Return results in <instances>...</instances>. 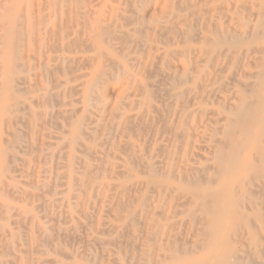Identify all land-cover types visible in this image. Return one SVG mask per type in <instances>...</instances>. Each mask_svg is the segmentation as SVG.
Listing matches in <instances>:
<instances>
[{
	"label": "rangeland",
	"instance_id": "1",
	"mask_svg": "<svg viewBox=\"0 0 264 264\" xmlns=\"http://www.w3.org/2000/svg\"><path fill=\"white\" fill-rule=\"evenodd\" d=\"M257 2L0 0V93L13 80L0 98L13 105L0 111V264L207 261L192 248L202 214L188 200L211 188L210 119L227 114L207 91L225 98L264 80V31L247 9ZM217 29L236 37L216 45ZM247 179L243 225L263 245L264 187Z\"/></svg>",
	"mask_w": 264,
	"mask_h": 264
},
{
	"label": "bare ground",
	"instance_id": "2",
	"mask_svg": "<svg viewBox=\"0 0 264 264\" xmlns=\"http://www.w3.org/2000/svg\"><path fill=\"white\" fill-rule=\"evenodd\" d=\"M225 4H227V3H225ZM250 6L252 8L250 19L254 21V24H255L254 27L257 28L256 26H258V27L262 28V31H264V0H258V2L256 4L249 5L247 7L248 10H249ZM166 8H168V7H166ZM166 14L167 13H165V15ZM117 17H118V15H117ZM147 20H146V22H147ZM99 26H100V24H99ZM254 27H252V28H254ZM142 30L143 29L140 28L139 32H142ZM16 31H18V30L16 29ZM217 31L219 32L217 37H219L220 41L222 40V42L219 41L216 45H221V46L225 45L226 40L224 41V37H223L224 35H225V37H229V38L236 37L235 35H232V33H229V32L223 33L221 31H219L218 29H217ZM217 31H216V33H217ZM259 31H261V30H259ZM14 32H15V29H14ZM13 33H12V35H13ZM260 33H263V32H260ZM247 34H249V33H247ZM15 35L17 36V32H15ZM256 35H261V34H258V32H257L256 34H254V36H256ZM16 36H15V38H16ZM13 39H14V37H13ZM253 39L255 40L256 38H253ZM210 40H212V39H210ZM210 40H206V41H209V43H210ZM9 42H10V44H9L8 50L10 49V53H9L8 58H7V55L5 57V58H7L6 70L8 72L11 69V64H13L12 63L13 56H15L13 54V50H14V48L17 47V46H15L16 44L14 43V42L17 43V41H13L11 39L7 42V44ZM209 43L207 45H209ZM212 43H213V40H212ZM232 44H234V43H232ZM232 44H230V45H232ZM235 46H237V45H235ZM6 47L7 46H5V48ZM260 48H262V47H259L258 50H260ZM223 49H222L223 51L218 52L219 56L223 57L224 59L228 58L229 55H231V54L229 53L228 49H226V48H223ZM209 51H212V50L210 49ZM246 52H248V50L243 52L244 55H246ZM263 52H264V50H263ZM205 55L208 56V53H206ZM236 61H237V59H236ZM93 63H94V61H93ZM260 65H262V63ZM108 66H109V64H108ZM14 68H15V66H14ZM261 69H262V71L261 70L259 71V73L261 72L260 74H262V72L264 71V65L261 67ZM263 74H264V72H263ZM98 78H99L98 75H94L91 77V81L88 84V87L90 90H92L96 86ZM251 78H254L256 80V79H260L261 77H259L258 73H256V74H253L251 76ZM217 79H219V78L217 77ZM11 80H12V78H10L7 74H5L4 80L2 81L3 83L1 86L0 98H2V97L4 98V96H5V98L6 97L9 98L10 96H12L13 88L11 86ZM234 82H236V79L233 80V83ZM233 83H232V85H233ZM237 83L239 84V81ZM240 85H241V88L243 89L242 91L241 90H234L233 88H230L229 96L225 97V98L219 97L215 90H208L207 91V96L210 98L212 97V98L220 99L223 102V104L226 106L225 110L227 111V114H225L224 116H222L218 119H210V122L217 125L218 128L215 130V132H217V135H220V137L218 139L212 140L213 141L212 142L213 143V150L211 151V154H212L213 165L209 168L211 171L206 168L211 173L207 174V175L205 174L206 176L203 177V181H206L209 184H211V188L209 190H205L201 193L190 195V199L188 200V203L192 204L193 207L196 209V211H198L202 214V219H201L202 222L200 223L201 227L197 230L196 240L192 243V248L198 249V251L199 250L207 251L208 257H207V261H202V260L196 261L195 260L194 262H190V263L178 262L177 264H253L251 260L242 261V259L239 257V255L245 254L246 259H248V258L252 259L253 257H259V258L264 257V243H263V245L257 244V242L254 239L255 237L253 236L254 233L252 234V232H253L252 226L248 225L249 227H246L245 225H243L244 221L247 224V221H249L251 219L246 221V218L248 215L246 213H242L240 211V209H242V211L243 210H245V211L253 210L252 209L253 207L252 208L249 207V205H248L249 202L248 203L245 202L246 199H244L246 191L249 190V193H250V189H248V188L251 187V186H249L247 188L249 183H251L250 181H248L247 176H249L252 179L253 178H259V180H262V186L264 187V80L260 81V82H252V83L240 82ZM135 87H137V86H135ZM148 87H150V86H148ZM52 88L53 87H51L50 90ZM17 91H18V88H17ZM202 92H203V90H202ZM139 93H141V92H139ZM80 97H82V96H80ZM0 101H1L0 102V111L1 112H8V111L11 112L13 105L8 104L7 101H2L1 99H0ZM50 101H47L46 104L49 105ZM110 106H112V105H110ZM133 110H134V108H133ZM180 110H181V106H180ZM184 110L186 111L185 107H184ZM159 112H160V110H159ZM112 115H109V116H112ZM113 118H115V117H113ZM213 118H214V116H213ZM48 123L49 122L47 121V124ZM109 123L112 124V122H109ZM54 124H56V123H54ZM42 127H44V126H42ZM167 134H169V133H167ZM210 136H211V134H210ZM65 147H67V146H65ZM1 156H2V152L0 151V157ZM206 173H207V171H206ZM251 176H253V177H251ZM254 181H255V179H254ZM190 184H193V183L191 182ZM255 187H256V185H255ZM254 205H256V204H254ZM251 206H253V205L251 204ZM182 207H184V206H182ZM258 208L260 209V207H258ZM254 210H255V208H254ZM188 212L191 213L190 211H188ZM258 215H260V213ZM189 217L192 218V215H190ZM254 219H253V221H254ZM258 220H259V217H258ZM200 224H199V226H200ZM195 226H197V224ZM173 229H174V227H173ZM51 232H52V230H51ZM37 234H38V232H37ZM245 236H246V238H245ZM3 237H5V236H3ZM243 238L245 240L242 241ZM45 239H46V236H45ZM261 240H263V239H261ZM54 242H56V241L54 240ZM232 243L240 244L242 249L241 250H233L231 248L233 245ZM256 244H257V246H256ZM233 247H235V246H233ZM135 249H138V248H135ZM175 251H174V253H175ZM1 253H3V252H1ZM193 253H195V251H193ZM1 255H3V254H1ZM8 256H10V255H8ZM163 256H162V258H164ZM167 259H168V257H167ZM170 260L174 261V259L172 257L169 258V261ZM162 261H164V260H162ZM126 264H127V262H126ZM155 264H157V263H155Z\"/></svg>",
	"mask_w": 264,
	"mask_h": 264
}]
</instances>
